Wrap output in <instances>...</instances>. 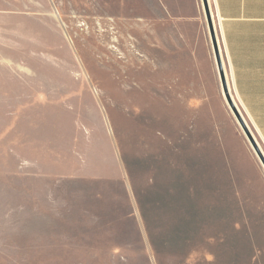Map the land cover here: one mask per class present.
Returning a JSON list of instances; mask_svg holds the SVG:
<instances>
[{
  "label": "rangeland",
  "instance_id": "rangeland-1",
  "mask_svg": "<svg viewBox=\"0 0 264 264\" xmlns=\"http://www.w3.org/2000/svg\"><path fill=\"white\" fill-rule=\"evenodd\" d=\"M159 15L157 0H0V264H157L151 241L190 237L222 190L232 238L264 223V168L226 101L206 166L211 114L174 101Z\"/></svg>",
  "mask_w": 264,
  "mask_h": 264
},
{
  "label": "crops",
  "instance_id": "crops-1",
  "mask_svg": "<svg viewBox=\"0 0 264 264\" xmlns=\"http://www.w3.org/2000/svg\"><path fill=\"white\" fill-rule=\"evenodd\" d=\"M157 1L160 7V27L169 24L170 29L172 25L174 28V101L196 104L191 114H211L206 117L209 137L206 142V166L211 168L214 160L209 157V145L215 133V114L230 113L224 102L214 52L204 29L200 1ZM213 1L233 96L264 143V0ZM206 108L207 111L204 110ZM228 119L235 129L236 123L230 115ZM236 137L239 138L237 133ZM222 148L225 153L224 144ZM152 160L155 161L153 156ZM226 166L229 171L230 164ZM145 171L144 175L147 173ZM149 172L150 189L155 186L166 187L164 181L153 174L152 168ZM207 175L210 177L209 171ZM222 176H225V168ZM222 184L225 185V181ZM174 189L177 187L174 186ZM221 193L223 206L217 208L218 212H214V209L210 212L209 208L207 212H201L200 216H205L208 223H194L193 226L198 228L196 231L190 229V237L157 238L151 241L153 258L157 264H264V237L258 235L260 231L264 232V223L259 225L258 221L252 226L255 232L253 238H232L231 208L224 201L228 195L225 190ZM261 202L262 205L255 213L264 216V197ZM179 209L182 212V208ZM248 214L247 208H239L238 230L245 231ZM200 220L203 221V218L200 217ZM212 220L215 222L209 223Z\"/></svg>",
  "mask_w": 264,
  "mask_h": 264
},
{
  "label": "water",
  "instance_id": "water-1",
  "mask_svg": "<svg viewBox=\"0 0 264 264\" xmlns=\"http://www.w3.org/2000/svg\"><path fill=\"white\" fill-rule=\"evenodd\" d=\"M202 6L205 12L209 34H210V40L212 44V49L214 52L215 60L218 67V72L220 76V81L222 85L223 95L224 99L226 100V103L231 110L232 114L234 115V118L236 119V122L240 125L242 131L244 132L245 136L251 143L252 147L254 148L256 154L260 158L261 162L264 165V152L262 148L260 147L258 141L256 140V137L254 135V132L252 131L250 124L248 123L245 115L243 114L239 104L236 102L232 89L230 87V83L228 80V74L226 72L225 68V62L222 55L220 43L218 41V36L216 33L215 23H214V17L210 5V0H201Z\"/></svg>",
  "mask_w": 264,
  "mask_h": 264
},
{
  "label": "bare ground",
  "instance_id": "bare-ground-1",
  "mask_svg": "<svg viewBox=\"0 0 264 264\" xmlns=\"http://www.w3.org/2000/svg\"><path fill=\"white\" fill-rule=\"evenodd\" d=\"M216 26V25H215ZM218 36V35H217ZM218 41H219V37H218ZM220 43V42H219ZM226 101V100H225ZM231 111V110H230ZM240 126V125H239ZM255 135V134H254ZM256 137V136H255ZM256 140L258 141V143H259V145H260V147L262 148V150H263V152H264V149H263V147H262V145H261V143H260V141L257 139V137H256ZM249 141V140H248ZM250 143V142H249ZM251 144V143H250ZM252 146V145H251ZM253 148V147H252ZM253 150H254V148H253ZM254 153L256 154V152H255V150H254ZM256 156H257V158L259 159V161L261 162V160H260V158L258 157V155L256 154ZM261 164H262V167L264 168V165H263V163L261 162Z\"/></svg>",
  "mask_w": 264,
  "mask_h": 264
}]
</instances>
